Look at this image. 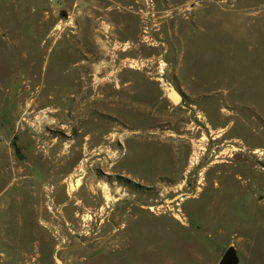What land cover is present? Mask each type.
<instances>
[{
	"label": "rangeland",
	"instance_id": "rangeland-1",
	"mask_svg": "<svg viewBox=\"0 0 264 264\" xmlns=\"http://www.w3.org/2000/svg\"><path fill=\"white\" fill-rule=\"evenodd\" d=\"M229 247L264 264V0H0V264Z\"/></svg>",
	"mask_w": 264,
	"mask_h": 264
},
{
	"label": "water",
	"instance_id": "water-1",
	"mask_svg": "<svg viewBox=\"0 0 264 264\" xmlns=\"http://www.w3.org/2000/svg\"><path fill=\"white\" fill-rule=\"evenodd\" d=\"M167 96H168L169 100L176 105L180 104L182 101V97L172 86H170L168 88ZM184 196H186V195L185 194H178L173 199L167 200V202L177 203L182 198H184ZM237 262H238L237 253L233 247H229L225 251V253L223 254V256L220 260V264H237Z\"/></svg>",
	"mask_w": 264,
	"mask_h": 264
}]
</instances>
